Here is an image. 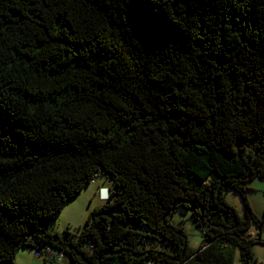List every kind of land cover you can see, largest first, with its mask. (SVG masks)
<instances>
[{
    "label": "trees",
    "instance_id": "trees-1",
    "mask_svg": "<svg viewBox=\"0 0 264 264\" xmlns=\"http://www.w3.org/2000/svg\"><path fill=\"white\" fill-rule=\"evenodd\" d=\"M99 176L107 198L79 234L51 232ZM255 178L264 0H0V264L28 249L43 264H253Z\"/></svg>",
    "mask_w": 264,
    "mask_h": 264
},
{
    "label": "rangeland",
    "instance_id": "rangeland-1",
    "mask_svg": "<svg viewBox=\"0 0 264 264\" xmlns=\"http://www.w3.org/2000/svg\"><path fill=\"white\" fill-rule=\"evenodd\" d=\"M100 187L110 188L108 178L102 176L95 178L93 183L85 187L77 196L71 199L62 210L59 218L49 225V230L58 233L68 230L72 234L78 235L79 227L83 226L89 212L104 203L103 200H97L95 195ZM248 187L250 191L247 193V199L251 210L255 216L263 221L264 227V179L255 178L249 183ZM225 195L226 201L240 216H243L244 207L240 197L233 190H227ZM170 223L184 229L190 249L197 250L199 248L202 236L192 221L191 211L177 209L170 218ZM258 234L260 235L261 242L253 246L255 257V263L253 264H264V229L260 231L255 226H252L245 234V237L255 239ZM157 246L161 247L163 245ZM167 249L171 251L170 246H167ZM15 264H43V259L42 256H36L31 249L20 250L16 254ZM53 264L57 263L54 262ZM59 264H71V262L68 257H64L63 261ZM107 264H122V262L120 260H114ZM233 264H240L238 252H236Z\"/></svg>",
    "mask_w": 264,
    "mask_h": 264
},
{
    "label": "clouds",
    "instance_id": "clouds-1",
    "mask_svg": "<svg viewBox=\"0 0 264 264\" xmlns=\"http://www.w3.org/2000/svg\"><path fill=\"white\" fill-rule=\"evenodd\" d=\"M103 193H101L100 192V198L102 199V200H104V199H106L107 198V192H106V190L105 189H103V190H101Z\"/></svg>",
    "mask_w": 264,
    "mask_h": 264
},
{
    "label": "built area",
    "instance_id": "built-area-1",
    "mask_svg": "<svg viewBox=\"0 0 264 264\" xmlns=\"http://www.w3.org/2000/svg\"><path fill=\"white\" fill-rule=\"evenodd\" d=\"M48 257H50V255ZM62 259H63L62 255H56L55 256V261L57 264H59L62 261Z\"/></svg>",
    "mask_w": 264,
    "mask_h": 264
},
{
    "label": "crops",
    "instance_id": "crops-1",
    "mask_svg": "<svg viewBox=\"0 0 264 264\" xmlns=\"http://www.w3.org/2000/svg\"><path fill=\"white\" fill-rule=\"evenodd\" d=\"M103 189H105V188H103V187H100L99 189H98V192H97V194H95L96 195V198H97V200H99V201H101L102 199L100 198V192L101 193H103L101 190H103ZM62 261H63V259H62Z\"/></svg>",
    "mask_w": 264,
    "mask_h": 264
},
{
    "label": "water",
    "instance_id": "water-1",
    "mask_svg": "<svg viewBox=\"0 0 264 264\" xmlns=\"http://www.w3.org/2000/svg\"><path fill=\"white\" fill-rule=\"evenodd\" d=\"M111 182V178H109V180H108V183H110Z\"/></svg>",
    "mask_w": 264,
    "mask_h": 264
}]
</instances>
